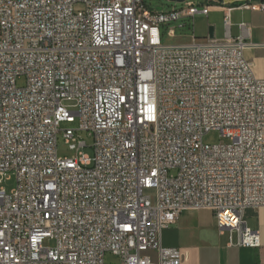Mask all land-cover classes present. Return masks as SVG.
<instances>
[{
  "label": "built area",
  "instance_id": "1",
  "mask_svg": "<svg viewBox=\"0 0 264 264\" xmlns=\"http://www.w3.org/2000/svg\"><path fill=\"white\" fill-rule=\"evenodd\" d=\"M211 2L0 0V182L15 177L0 188V264H181L163 231L204 208L236 245L261 246L246 211L264 206V61L258 75L230 37L233 8L224 40L210 26L203 42L162 41V25L175 36L223 7ZM75 121L76 154L61 157ZM212 130L231 142L205 144Z\"/></svg>",
  "mask_w": 264,
  "mask_h": 264
},
{
  "label": "crops",
  "instance_id": "2",
  "mask_svg": "<svg viewBox=\"0 0 264 264\" xmlns=\"http://www.w3.org/2000/svg\"><path fill=\"white\" fill-rule=\"evenodd\" d=\"M244 1H219L223 7L211 10L206 16L209 17L213 13L221 14L224 30L218 38H215L224 40L226 37L225 15L227 9L233 8L229 11V35L232 39L244 35L245 57L253 63L256 73L261 75L264 61V9L261 6L264 0H250L253 8H240L239 5ZM241 23L246 25V31L241 29ZM210 26L215 36L217 25L215 22H210ZM192 41L191 36L189 43ZM246 220L248 225L258 230L261 235L262 244L259 248L236 245L237 234L231 235L229 231H220L214 213L205 208L183 211L176 222L163 231L162 244L165 247L180 250L181 264H264V206L248 209Z\"/></svg>",
  "mask_w": 264,
  "mask_h": 264
},
{
  "label": "rangeland",
  "instance_id": "3",
  "mask_svg": "<svg viewBox=\"0 0 264 264\" xmlns=\"http://www.w3.org/2000/svg\"><path fill=\"white\" fill-rule=\"evenodd\" d=\"M192 2L195 5H201L203 3L212 4L211 0H184V1H173V0H144V2L153 10L158 11H170L172 9H183L186 7V2ZM200 7V6H199ZM186 22V26L184 27H176L175 28V36H169V30L171 27L177 26V22H172L170 25H162V41L164 44H186L191 41V35L197 37L198 41L203 42L206 40V37L209 35V23L215 22L217 25L216 35L218 36L224 30L222 22H221V14L213 13L209 15V17L204 16L202 14L196 15L195 27L194 30L189 24H192V19H184ZM25 84V78L18 79V85L22 86ZM67 105H73L74 102H66ZM79 126V122L75 121L71 122H63L61 124L60 129L62 130L58 134V154L61 157H71L76 154L75 150L70 148V145L66 142V138L64 137L63 130L72 128L76 129ZM80 137L86 142L87 146L82 150L86 153L90 158H94V149H93V137L89 135L86 131L79 132ZM203 142L205 144L213 145V144H229L231 139L223 137L221 133L217 130H212L205 134L203 137ZM15 187V177L10 176V178H3L0 182V188H5L7 191H11ZM53 243L51 241H45V246H50ZM105 260L107 263L116 264L120 262V258L111 253H107Z\"/></svg>",
  "mask_w": 264,
  "mask_h": 264
},
{
  "label": "water",
  "instance_id": "4",
  "mask_svg": "<svg viewBox=\"0 0 264 264\" xmlns=\"http://www.w3.org/2000/svg\"><path fill=\"white\" fill-rule=\"evenodd\" d=\"M173 1H179V2H181V1H184V0H173ZM219 1H221V2H222V0H219ZM211 34L213 35V32H212V30H211Z\"/></svg>",
  "mask_w": 264,
  "mask_h": 264
}]
</instances>
